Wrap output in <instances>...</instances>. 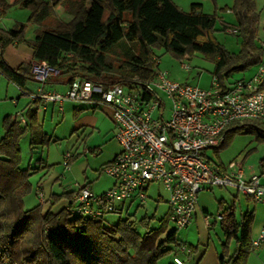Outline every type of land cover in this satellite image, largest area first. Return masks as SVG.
<instances>
[{
    "label": "trees",
    "instance_id": "trees-1",
    "mask_svg": "<svg viewBox=\"0 0 264 264\" xmlns=\"http://www.w3.org/2000/svg\"><path fill=\"white\" fill-rule=\"evenodd\" d=\"M58 5L71 18L55 19L48 25L46 21L54 16ZM12 6L26 8L29 14L25 22L12 29L0 28V74L26 94L33 93L36 85L30 62L12 67L2 51L23 40L28 24L41 25L28 45L32 59L44 61L57 71L54 77L45 79L50 83H69L79 76L108 87L134 76L148 78L154 72V50L161 49L177 58L200 52L212 62L211 75L224 87L233 73L253 67L264 56L257 42L259 14L255 0H233L230 10L235 24L203 12L200 3L182 10L172 0H0V18ZM217 29L236 30L230 33L240 41L237 52L216 40ZM26 118V127L9 114L2 120L0 264H156L184 245L176 227L168 228L167 217L153 229L149 226L153 215H144L138 223L146 231L140 234L136 221L129 216L105 225L102 218L72 215L67 205L55 212L49 207L44 210L42 202L24 209L23 197L32 189L29 178L34 170L21 166L20 139L28 130L31 148L49 141L37 112L27 110ZM250 130H256V138L264 142V119L234 121L223 130L214 153L218 155L235 134ZM260 160L264 162V157ZM218 163L222 164L220 160ZM73 192L51 193L44 203L50 206L61 198L69 201ZM220 209L223 240L218 264H246L252 251L254 210L236 218L233 205Z\"/></svg>",
    "mask_w": 264,
    "mask_h": 264
},
{
    "label": "built area",
    "instance_id": "built-area-1",
    "mask_svg": "<svg viewBox=\"0 0 264 264\" xmlns=\"http://www.w3.org/2000/svg\"><path fill=\"white\" fill-rule=\"evenodd\" d=\"M261 46L264 49V42ZM31 66L32 76L39 82L57 72L44 61ZM157 66L158 58L154 57L151 77L134 76L108 87L75 76L63 92L38 87L28 94L33 101H54L61 106L66 100L88 101L93 107H108L111 111L120 151L102 166L101 172L113 180V185L99 194L87 185L80 186L67 200L70 213L97 219L106 213H120L126 201L141 206L153 183H161L167 191L166 217L176 228L191 223L198 193L213 186L234 187L247 199L264 205V162L260 172L255 173L243 158L219 164L207 153L221 142L223 130L230 123L264 119V56L249 78L224 87L213 75L207 88L171 80L155 69ZM20 121L25 125L23 117ZM71 157L66 153L63 165ZM221 218L218 213L215 221ZM204 220L210 224L208 215H204ZM261 246L264 223L251 238L252 250ZM177 251L187 249L181 245ZM173 261L183 263L177 256Z\"/></svg>",
    "mask_w": 264,
    "mask_h": 264
},
{
    "label": "rangeland",
    "instance_id": "rangeland-1",
    "mask_svg": "<svg viewBox=\"0 0 264 264\" xmlns=\"http://www.w3.org/2000/svg\"><path fill=\"white\" fill-rule=\"evenodd\" d=\"M258 10L261 11L259 21L260 27L264 26V0H255ZM14 7V6H12ZM9 8L2 16H6ZM56 8V7H55ZM66 10L60 5V9H54V16L47 20L48 25H52L57 19V16ZM226 19L233 20L231 14H224ZM36 24H28L25 31V36L32 35V27ZM220 24L217 23V28ZM214 37L218 42L226 46L230 51L238 50V40L233 35L224 34L220 30L214 32ZM11 45V44H9ZM14 46L9 47L7 56L13 54ZM155 57L158 58L157 70L164 72L166 76L178 82H186L189 84L198 85L202 88H207L210 84L211 71L213 64L210 60L203 57L200 52H194L190 56L177 58L171 53L164 52L161 49L154 50ZM183 62L189 67H182ZM235 72L234 74H240ZM42 83V82H41ZM40 85V83H38ZM43 84V83H42ZM62 88V87H58ZM27 95L21 93L12 82L8 81L4 75L0 74V136L3 134L2 120L4 116L14 115L19 112L25 113L27 109L36 110L34 103H29ZM46 106L43 110L42 106ZM61 105L57 102H42L37 108L38 122L42 130L47 134L49 141L45 144H37L31 148L29 146V131L27 130L24 136L20 139L19 146L21 152V166H31L34 173L30 176L29 181L32 189L23 197V208L30 209L38 202L43 203V209L48 207L55 212L66 206V199L61 198L49 206L44 203L45 199L51 193L61 194L66 191H75L86 182L92 183V189L99 194L108 190L112 186V179L101 172L102 162L109 152L118 148L116 139L114 138L115 129L111 120L102 112L99 107H93L88 101L66 100ZM257 131L250 130L247 133L235 134L226 146L216 155L213 149L207 151L208 156L216 163L220 160L223 164H227L231 160H238L246 156V166L253 167L255 172H258L257 165L259 159L264 156V142H260L257 138ZM99 146L100 152H90V148ZM69 153L73 156L67 165H63L64 155ZM39 182V188L36 189ZM37 190V191H36ZM148 198L145 203L139 206L138 202H134L127 210L120 213H106L102 220L105 225L115 224L119 218L130 217L135 220L138 232L143 234L146 227L138 223V220L146 215L152 216L149 222L150 228H159L162 220L166 219L168 205L167 191L161 183H153L147 190ZM221 204V205H220ZM236 213V218H239L246 210L255 208L256 216L264 213V206L247 199L243 194L238 192L236 188L230 186H213L210 190H202L197 197L198 215L206 214L209 217V223L214 225L210 229H206L202 220L196 221L195 225L188 228H176L177 237L187 244H196L199 240L200 249L202 244L208 242L209 250L220 251V245L223 240L222 232L218 220L213 224L218 213H221V208L232 206ZM168 228L175 226L168 222ZM208 236L210 239L208 240ZM259 248L252 250L246 264H261L264 260V254L258 255ZM179 257L187 264L184 252H178ZM172 260V256L167 254L159 259L156 264H168ZM264 264V263H262Z\"/></svg>",
    "mask_w": 264,
    "mask_h": 264
},
{
    "label": "crops",
    "instance_id": "crops-1",
    "mask_svg": "<svg viewBox=\"0 0 264 264\" xmlns=\"http://www.w3.org/2000/svg\"><path fill=\"white\" fill-rule=\"evenodd\" d=\"M172 1L182 10H188V8H189L191 3H200L203 12H205L207 14L215 13L218 17H220L225 22H228L230 24H235V16L232 13V11L230 10V7H231V5L233 3V0H172ZM223 8H225V10H223ZM58 9H60V5H58L55 8V10H58ZM256 9H257V12L259 14V21H260L261 11L258 10L257 4H256ZM28 14H29L28 9L20 7V6H14V7H12V9H10L7 12L6 16H1V18H0V28H2L4 30L12 29L16 24L25 22L27 20ZM224 14H229V15L232 14L234 16V19L233 20L226 19ZM70 18H71V14L69 12L65 11V10L61 14H59V16H57V19H60V20H63V21H68V20H70ZM40 27H41V25H37V24L32 26V27H29V28H32V30H33L32 31V35L33 36H34V32L36 31V29H38ZM223 33L224 34L233 35L234 37H236L235 34L230 33L228 31V29L225 30ZM33 36H25L24 35V38H23L22 41L14 42L11 45H7V46L4 47V49L2 51V56H3L4 60L10 66L17 67L20 63H23V62H30V64L32 65V63L37 61V60H34V59L31 58L32 50H31L30 46L28 45V42L32 39ZM236 39L238 40V43L240 44L239 39L237 37H236ZM257 42L259 44L264 42V26L260 27L259 22H258V40H257ZM12 46H14L13 50H15V52L13 54H9V57H8L7 56V50H8L9 47H12ZM238 49H239V46H238ZM231 52H233V51H231ZM256 67H257V64L254 65L253 67L245 70V71H242V73H240V74L235 75L233 73L229 77V79L227 81V84L228 83L231 84L232 82H234V81H236L238 79H247V78H249L254 73V71L256 70ZM54 76H55V74L47 76V78L48 77L52 78ZM35 81H36V83H35L36 85H35V88H34V92L37 90L38 87H42L44 90H56V91H59V92H63V91L66 90V88L68 86V83H50V82H45V80H44L42 82L43 83L42 84L41 82L37 81L36 79H35ZM38 83H40V85ZM58 87H62V88H58ZM23 94L28 96V98L30 100L29 103H34L35 104V106H36L35 109L36 110L38 108V105L43 102V101H33V100L30 99L28 94H26V93H23ZM47 102L55 104L54 101H47ZM42 107H43V110L44 109L46 110V106L45 105L42 106ZM98 107L111 120V122L113 124V127H114V129L116 131V126H115V123L113 122V119L111 117L110 109L108 107H103V106H98ZM27 110H30V109H27ZM36 110H34V111H36ZM26 111H25V113L19 112L17 115L15 114L14 115L15 118L12 117L16 121H18L20 125L25 126V127L27 126ZM20 117H23L25 119V125L20 121ZM114 138H115V133H114ZM117 144H118V142H117ZM89 150H90V152H100L101 148L99 146H97V147H94V148H90ZM119 151H120V147H119V144H118V148H115V150H113L112 152H109V156H107L105 158V160L102 162L101 166H103L104 164L109 162ZM262 157H264V156H262ZM72 158H73V156L70 159H72ZM242 158L246 162V158H244V156ZM260 159H259V163L257 165L258 172H260L261 165H262V162H261ZM248 166H249L250 171L255 172L253 170L252 166H250V165H248ZM24 167H26V166H24ZM258 172H255V173H258ZM84 185L85 186L87 185L90 189H92V183L91 182H86L82 186H84ZM112 185H113V180H112ZM39 187L40 186H39V182H38L37 186H36V189L38 190ZM66 202H67V200H66ZM133 203H134V201L133 202H131V201L124 202V207H123L124 209L123 210H127V208H129ZM262 206H264V205H262ZM252 210L255 211V208H252ZM204 215H206V214L198 215V211L196 209V213H195L191 223L188 226H186L188 228V230H189L190 227L195 225L196 221H198L199 219H200V221L202 220V223L204 224L206 229H210V228L214 227V225H212V224H209V225L206 224V222L204 220ZM214 223H216L215 220H214L213 224ZM262 223H264V213H262V215H258V216H256V214L254 213V220H253V224H252V228H251V238L254 237L257 234V232L259 231ZM209 239H210V237L208 236V240ZM219 242H222V241L219 240ZM199 244L200 243H199V240H198V242L196 244H191L190 243V244H187L185 246L187 251H182V252H184V254L186 256V260L188 261L187 264H218V260H217L218 251H216L215 246H214V249L211 251L208 248V242L207 241L204 244H202L203 248H201V249L199 248L200 247ZM191 248L193 249L192 251H190ZM178 252L179 251H175V252H171L170 253V255L172 256V260L168 264H175L174 261H173V257L174 256L179 257V255H178L179 253ZM260 254H264V246H261L259 248L258 255H256V258H259ZM181 260H183V259H181ZM184 262L185 261H183L182 264H184ZM262 263H264V260L261 261V264Z\"/></svg>",
    "mask_w": 264,
    "mask_h": 264
}]
</instances>
